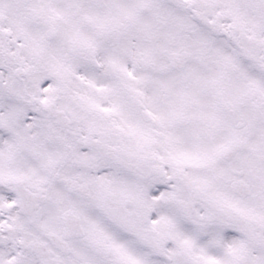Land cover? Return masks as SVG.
<instances>
[{
    "label": "snow or ice",
    "instance_id": "1",
    "mask_svg": "<svg viewBox=\"0 0 264 264\" xmlns=\"http://www.w3.org/2000/svg\"><path fill=\"white\" fill-rule=\"evenodd\" d=\"M0 264H264V0H0Z\"/></svg>",
    "mask_w": 264,
    "mask_h": 264
}]
</instances>
